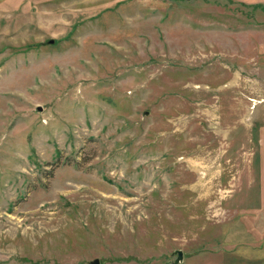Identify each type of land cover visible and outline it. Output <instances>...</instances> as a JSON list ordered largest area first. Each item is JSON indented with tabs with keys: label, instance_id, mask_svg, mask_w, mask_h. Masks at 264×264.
I'll list each match as a JSON object with an SVG mask.
<instances>
[{
	"label": "rangeland",
	"instance_id": "obj_1",
	"mask_svg": "<svg viewBox=\"0 0 264 264\" xmlns=\"http://www.w3.org/2000/svg\"><path fill=\"white\" fill-rule=\"evenodd\" d=\"M94 260L264 264V0H0V264Z\"/></svg>",
	"mask_w": 264,
	"mask_h": 264
},
{
	"label": "water",
	"instance_id": "obj_2",
	"mask_svg": "<svg viewBox=\"0 0 264 264\" xmlns=\"http://www.w3.org/2000/svg\"><path fill=\"white\" fill-rule=\"evenodd\" d=\"M53 42H54L53 40H49V41H48V43H50V44H52ZM38 110H40V109H38ZM181 258H182V254H181L180 251H178V252H177V259H176V262L180 261ZM91 264H99V263H98V260H94V261L91 262Z\"/></svg>",
	"mask_w": 264,
	"mask_h": 264
}]
</instances>
